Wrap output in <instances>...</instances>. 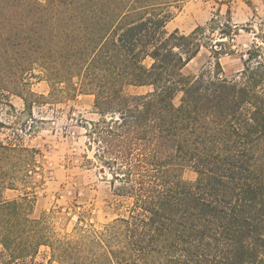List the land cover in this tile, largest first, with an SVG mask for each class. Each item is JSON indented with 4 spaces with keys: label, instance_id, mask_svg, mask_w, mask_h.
Here are the masks:
<instances>
[{
    "label": "trees",
    "instance_id": "1",
    "mask_svg": "<svg viewBox=\"0 0 264 264\" xmlns=\"http://www.w3.org/2000/svg\"><path fill=\"white\" fill-rule=\"evenodd\" d=\"M185 1L0 0L1 96L39 102L32 77L52 99L93 95L87 135L126 207L60 234L27 194L4 198L33 150L2 140L0 120V264H45L43 250L46 264H264V31L246 49L224 41L229 23L220 39L168 32ZM203 47L215 61L186 73ZM224 55L240 56L238 74Z\"/></svg>",
    "mask_w": 264,
    "mask_h": 264
},
{
    "label": "rangeland",
    "instance_id": "2",
    "mask_svg": "<svg viewBox=\"0 0 264 264\" xmlns=\"http://www.w3.org/2000/svg\"><path fill=\"white\" fill-rule=\"evenodd\" d=\"M172 13L166 26L168 32L178 29L188 34L202 26L210 35L215 27L213 37L220 39V27L233 24L238 34H234L233 40L224 39L233 49L248 48L257 39L254 31H264V0H234L231 10L228 3L217 0H186ZM211 57V49L203 47L184 71L198 73L204 65L215 61ZM220 61L227 75H236L243 67L239 55H224ZM29 88L45 98L28 107L18 95H9L7 100L0 94V120L7 125L1 139L33 150L27 158L28 170L20 172L17 188L6 189L4 198L16 199L27 194L34 204L30 215L48 217L60 234L72 233L77 225L102 227L126 207L121 198L112 194L111 174L95 155L98 145L91 144L87 135L85 125L100 117L94 108V96L52 99L48 82L34 77ZM195 177L191 171L185 174L190 180ZM80 214L84 215L82 222ZM45 254L43 250L38 261L46 264Z\"/></svg>",
    "mask_w": 264,
    "mask_h": 264
}]
</instances>
